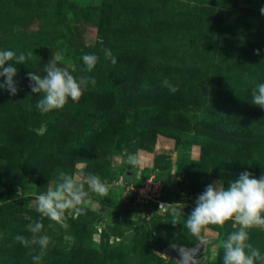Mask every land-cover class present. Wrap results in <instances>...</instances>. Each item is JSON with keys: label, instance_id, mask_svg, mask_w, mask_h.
Returning <instances> with one entry per match:
<instances>
[{"label": "rangeland", "instance_id": "1", "mask_svg": "<svg viewBox=\"0 0 264 264\" xmlns=\"http://www.w3.org/2000/svg\"><path fill=\"white\" fill-rule=\"evenodd\" d=\"M262 7L264 0H0V50L32 52L26 64L12 62L18 94L0 89V264H34L35 253L14 237L30 236L26 226L40 216L29 204L58 169L81 180L97 174L109 191L93 194L84 214L66 217L67 228L43 220L51 242L40 264H168L155 249L154 221L170 244L198 243L183 223L206 185L227 187L243 171L264 175V109H250L247 120L259 127L244 137L205 114L211 103L231 114L235 93L264 83ZM53 54L74 76H92L112 93L84 92L69 101L76 108L40 114L28 73L44 75ZM84 54L99 57L91 73ZM164 79L178 90L162 86ZM172 128L197 137L183 139ZM27 146L36 151L22 162ZM136 153L142 165L133 169L125 161ZM126 178L159 183L161 202L183 204L179 223L156 203L135 209ZM233 230L231 222L209 226L204 236L214 241L204 264H222L220 242ZM249 235L264 255V230Z\"/></svg>", "mask_w": 264, "mask_h": 264}, {"label": "clouds", "instance_id": "2", "mask_svg": "<svg viewBox=\"0 0 264 264\" xmlns=\"http://www.w3.org/2000/svg\"><path fill=\"white\" fill-rule=\"evenodd\" d=\"M264 14V7L260 9ZM106 60L113 65L117 63L110 49H102ZM259 54V52H257ZM32 52L19 55L13 50H0V77L6 78L0 82V89L7 90L12 96L19 92L14 77L17 75L16 64H26ZM85 71L93 72L99 57L96 54L82 56ZM7 65V66H6ZM44 75L32 71L28 73L29 87L32 94H38L36 109L42 115L63 110L71 100L78 103L89 86L96 85L92 76L76 77L66 67L61 66V58H52L43 68ZM162 86L175 93L178 89L167 79L161 81ZM252 103L264 109V83H259L251 92ZM135 169L142 165L138 153L129 154L125 161ZM45 191L35 195L29 207H35L40 219L29 223L26 228L30 236L16 235L14 240L29 249L34 264H40L46 254L51 238L44 233L43 220L59 224L67 228L66 217H78L87 210L90 197L95 194L107 197L108 186L99 175L87 173L83 180L75 174L57 170L55 181H49ZM20 192L18 191V195ZM180 205V208H177ZM160 208H171L172 223L178 224L183 214V204H160ZM231 222L233 231L220 242L223 250L222 264H264V255L250 241V231L254 228L264 230V175L256 178L250 171H243L239 177L230 181L225 187L222 181H214L206 185L205 190L195 200V207L184 220V228L201 242L205 241L204 233L209 226L223 228ZM181 260L177 264H192L193 257L181 252Z\"/></svg>", "mask_w": 264, "mask_h": 264}, {"label": "trees", "instance_id": "3", "mask_svg": "<svg viewBox=\"0 0 264 264\" xmlns=\"http://www.w3.org/2000/svg\"><path fill=\"white\" fill-rule=\"evenodd\" d=\"M91 90L87 89L85 92L87 93H100V92H105L107 94L112 93V87L109 86L107 90H104L101 85L97 86L95 85L94 87L91 86ZM85 94V93H84ZM235 98L233 99L231 105L233 107V111L231 114L224 113L222 110H213L214 109V104H210V108L205 110V114L209 116L210 118H214L217 120H220L224 122L228 128H230L232 131L237 133L238 136L244 137L248 135V130L250 128L254 127H259V124L255 120H247L249 116L252 115L251 108L253 107L252 99H251V93H247L245 91H241L238 93H235ZM136 95V94H134ZM132 94H129L128 97H132ZM215 100V96L211 100L213 102ZM119 103L125 104L127 106L128 102L127 100L120 99L118 100ZM66 108H76L75 103L69 102L66 106ZM174 111V110H170ZM180 112V111H177ZM33 120H39L41 122H46L49 123L53 120V115H49L47 117H42V116H31ZM237 117H242V121H240ZM260 126H263L262 130L264 133V122L260 123ZM172 133L180 135L183 139H188L190 137H197L195 134L190 135L187 131L184 130H178L177 128H172L171 130ZM36 148L34 146H27L24 148L21 156L22 162L28 159L33 153H35ZM261 163V162H260ZM226 166L230 167V164H226ZM131 180L130 178H126L125 183H130ZM42 185H45L42 183ZM136 208L135 209H140V207H151V203L144 204V205H139L135 204ZM129 210L134 209V208H128ZM155 213V212H153ZM156 214H154L155 217ZM153 216V214H152ZM152 231L155 233V249L158 252H161L166 246H168L170 243L166 236L164 235L163 229L160 227L159 224H157L156 221H154V224L152 225ZM172 264V263H168Z\"/></svg>", "mask_w": 264, "mask_h": 264}, {"label": "water", "instance_id": "4", "mask_svg": "<svg viewBox=\"0 0 264 264\" xmlns=\"http://www.w3.org/2000/svg\"><path fill=\"white\" fill-rule=\"evenodd\" d=\"M213 241V238L205 236L203 244L200 241L193 246L170 244L161 251V254L166 258L167 263L177 264V261L181 260V252H183L186 256L194 258L192 264H204L208 259L207 249Z\"/></svg>", "mask_w": 264, "mask_h": 264}, {"label": "built area", "instance_id": "5", "mask_svg": "<svg viewBox=\"0 0 264 264\" xmlns=\"http://www.w3.org/2000/svg\"><path fill=\"white\" fill-rule=\"evenodd\" d=\"M126 189L130 192L131 196H133L135 204L144 205L148 203H156L160 205V184L154 182L153 179L149 178L141 182L139 186L134 185V183H125ZM164 204V203H163Z\"/></svg>", "mask_w": 264, "mask_h": 264}]
</instances>
